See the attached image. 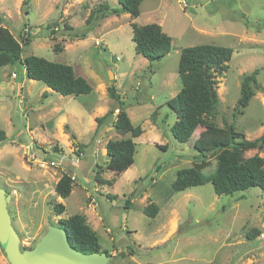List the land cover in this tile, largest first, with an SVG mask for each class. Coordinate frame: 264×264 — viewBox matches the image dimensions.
<instances>
[{
    "label": "rangeland",
    "instance_id": "1",
    "mask_svg": "<svg viewBox=\"0 0 264 264\" xmlns=\"http://www.w3.org/2000/svg\"><path fill=\"white\" fill-rule=\"evenodd\" d=\"M104 4L109 6L104 18L86 26L89 13ZM120 6L117 0H0L2 25L17 39H29L22 59L33 55L69 65L92 87L88 95L51 91L42 98L46 86L29 80L21 63L0 68V130L6 133L0 143V188L11 195L7 209L21 249L34 247L49 224L80 214L109 253V264H264L260 188L217 195L207 182L172 190L178 170L204 160L208 166L202 172L209 176L216 163L200 129L192 144L172 136L175 115L165 105L181 88L183 48L228 47L232 56L217 78L213 121L219 127L232 123L249 141L263 135L264 0H143L136 18ZM131 23L159 25L171 38L170 52L152 62L137 54ZM255 71L257 90L243 114L233 117L241 83ZM110 87L131 123L143 130L134 139L133 165L118 175L105 168V145L122 137L112 121L95 134V117L117 113L119 101L109 97ZM61 118L66 122L60 124ZM256 154L264 159V145L244 156ZM98 170L102 183L95 180ZM64 173L74 185L61 198L54 187ZM150 202L159 207L155 217L142 211ZM55 203L64 205L59 216ZM251 229L261 234L246 239ZM0 264H9L1 245Z\"/></svg>",
    "mask_w": 264,
    "mask_h": 264
},
{
    "label": "trees",
    "instance_id": "2",
    "mask_svg": "<svg viewBox=\"0 0 264 264\" xmlns=\"http://www.w3.org/2000/svg\"><path fill=\"white\" fill-rule=\"evenodd\" d=\"M117 1L121 5L122 12L129 14L132 18L139 16V7L143 0ZM108 10L107 4L92 10L86 19V26H89L97 18L103 19L105 14L101 13ZM112 12L116 14L118 9H112ZM66 28L73 30L67 26ZM131 30L135 52L148 61L158 60L170 52L171 38L163 32L159 25L139 26L131 23ZM73 36L78 37L76 33ZM20 37L21 39H17L8 28L2 25L0 20V68L19 62L24 67L25 75L29 80L39 81L62 96L78 97L92 92V87L87 80L77 76L69 65L50 62L33 55L22 59L23 47L29 43V39ZM54 51H58L56 46ZM231 56V48L216 45H196L183 48L180 52L178 77L181 88L175 96L165 102V105L175 115L170 132L179 143L192 144L195 131L200 129V138L204 140L206 150L211 152L216 168L211 175L205 176L202 171L208 166V162L202 160L199 163H193L190 168L180 169L172 183V190L181 192L209 182L215 194L232 195L239 191L258 187L262 190L264 222V159L257 154L248 158L244 156L246 151L258 149L264 145V133L261 137L249 141L243 134L235 130L232 123L219 127L213 121V116L219 107L216 91L217 78L227 70ZM256 84V71L244 77L241 83L240 97L233 109V117L243 114L257 90ZM108 95L119 101L116 108L117 113L114 115L115 111L112 109L102 116L95 117V134L112 121L115 132L122 137L121 139L108 140L105 145L108 156L105 168L118 175L133 165L136 152L134 139L138 138L143 130L140 126H134L131 123L125 106L120 102V97L114 87L108 88ZM45 96L46 92H43L42 98ZM150 116L151 120L156 122L157 110ZM166 118L167 116L163 120L166 121ZM126 135L129 136L125 138ZM5 139V131L0 130V143ZM75 145L77 144L75 143ZM99 173L98 170L95 180L102 183ZM73 185V177L64 173L56 182L54 191L59 197L66 198L70 195ZM53 209L57 216L65 210L61 203H55ZM142 211L148 217H155L159 207L150 202ZM58 226L67 232L69 244L74 249L86 254L105 252L109 255L108 252L101 249L99 238L87 223L84 215L75 214L69 218H62ZM260 234L261 231L251 229L246 233V239H255ZM25 249L31 248L22 250Z\"/></svg>",
    "mask_w": 264,
    "mask_h": 264
},
{
    "label": "water",
    "instance_id": "3",
    "mask_svg": "<svg viewBox=\"0 0 264 264\" xmlns=\"http://www.w3.org/2000/svg\"><path fill=\"white\" fill-rule=\"evenodd\" d=\"M10 201L11 195L0 188V245L9 264H109L105 252L86 254L71 247L67 232L52 224L34 247L22 250L7 209Z\"/></svg>",
    "mask_w": 264,
    "mask_h": 264
},
{
    "label": "crops",
    "instance_id": "4",
    "mask_svg": "<svg viewBox=\"0 0 264 264\" xmlns=\"http://www.w3.org/2000/svg\"><path fill=\"white\" fill-rule=\"evenodd\" d=\"M51 91H52V90H50V89H49V88H47V87H45V89H44V92H46V93H48V92H51ZM63 121H65V122H66L65 118H61V119H60V121H59V122H60V124H61ZM58 179H59V178H57V181H58ZM57 181H56V182H57Z\"/></svg>",
    "mask_w": 264,
    "mask_h": 264
},
{
    "label": "built area",
    "instance_id": "5",
    "mask_svg": "<svg viewBox=\"0 0 264 264\" xmlns=\"http://www.w3.org/2000/svg\"><path fill=\"white\" fill-rule=\"evenodd\" d=\"M80 156H76V162H78ZM50 164L55 165V162H51Z\"/></svg>",
    "mask_w": 264,
    "mask_h": 264
},
{
    "label": "flooded vegetation",
    "instance_id": "6",
    "mask_svg": "<svg viewBox=\"0 0 264 264\" xmlns=\"http://www.w3.org/2000/svg\"><path fill=\"white\" fill-rule=\"evenodd\" d=\"M7 193V192H6ZM9 212V211H8Z\"/></svg>",
    "mask_w": 264,
    "mask_h": 264
}]
</instances>
